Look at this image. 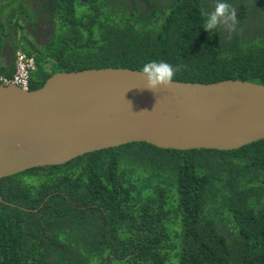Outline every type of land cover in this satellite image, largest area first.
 <instances>
[{
  "label": "trees",
  "instance_id": "16d2710c",
  "mask_svg": "<svg viewBox=\"0 0 264 264\" xmlns=\"http://www.w3.org/2000/svg\"><path fill=\"white\" fill-rule=\"evenodd\" d=\"M226 2L235 30L208 32L217 0H0V77L21 50L37 62L31 90L151 60L180 66L174 81L264 85V0ZM0 193V264H264V139L131 143L3 178Z\"/></svg>",
  "mask_w": 264,
  "mask_h": 264
},
{
  "label": "water",
  "instance_id": "95a60500",
  "mask_svg": "<svg viewBox=\"0 0 264 264\" xmlns=\"http://www.w3.org/2000/svg\"><path fill=\"white\" fill-rule=\"evenodd\" d=\"M139 72H58L36 90L0 84V180L131 143L233 151L264 139V85L174 81L153 92ZM0 202L9 205L1 193Z\"/></svg>",
  "mask_w": 264,
  "mask_h": 264
},
{
  "label": "clouds",
  "instance_id": "9594fccd",
  "mask_svg": "<svg viewBox=\"0 0 264 264\" xmlns=\"http://www.w3.org/2000/svg\"><path fill=\"white\" fill-rule=\"evenodd\" d=\"M205 16L203 29L208 32H213L221 26H226L229 30L234 31L238 22L237 9L226 0H217L214 10L206 13ZM179 71H181L180 66H173L162 60H151L144 64L139 74L146 80L144 88L158 92L161 89H170ZM142 112L150 113L147 110Z\"/></svg>",
  "mask_w": 264,
  "mask_h": 264
},
{
  "label": "built area",
  "instance_id": "2783aa9c",
  "mask_svg": "<svg viewBox=\"0 0 264 264\" xmlns=\"http://www.w3.org/2000/svg\"><path fill=\"white\" fill-rule=\"evenodd\" d=\"M16 72L11 78L0 77V84L15 85L24 90L30 89L31 75L37 69V62L33 56H28L23 51H18L16 55Z\"/></svg>",
  "mask_w": 264,
  "mask_h": 264
},
{
  "label": "flooded vegetation",
  "instance_id": "af4514ba",
  "mask_svg": "<svg viewBox=\"0 0 264 264\" xmlns=\"http://www.w3.org/2000/svg\"><path fill=\"white\" fill-rule=\"evenodd\" d=\"M68 236H69V234H68ZM69 243V242H68ZM67 255H68V257H69V252H67Z\"/></svg>",
  "mask_w": 264,
  "mask_h": 264
}]
</instances>
